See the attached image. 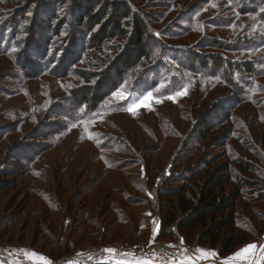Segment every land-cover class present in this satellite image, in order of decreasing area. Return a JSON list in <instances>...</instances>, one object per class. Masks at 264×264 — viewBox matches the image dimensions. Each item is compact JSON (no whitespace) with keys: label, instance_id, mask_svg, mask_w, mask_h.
Segmentation results:
<instances>
[{"label":"rangeland","instance_id":"obj_1","mask_svg":"<svg viewBox=\"0 0 264 264\" xmlns=\"http://www.w3.org/2000/svg\"><path fill=\"white\" fill-rule=\"evenodd\" d=\"M32 1L0 0V42L15 37L11 50L15 58L27 49L24 32L33 34L44 16ZM128 1L144 13L169 49L205 56L221 53L231 61L252 62L257 72L237 92L228 84L224 69H179L174 52H168L151 75L137 84H121L91 111L92 120H87L82 136L80 128L70 130L72 123L59 110L63 104L70 107L72 79H26L14 56H0V168L4 169L0 172V264H45V260L48 264H179L185 257L191 258L190 264H222L226 260L217 254L197 259L196 250L202 247L193 243L197 231L186 233L187 242L182 233L157 238L159 217L165 215L168 200L160 187L170 174L214 169L239 158L251 163L250 169L264 170V27L256 15L236 11V0ZM55 10L61 15L60 8ZM212 41L233 46L222 51L211 46ZM118 90L127 98L114 96ZM182 90L186 95L167 99ZM148 92L152 99L140 105ZM222 103L228 106L222 122L203 137L195 135L204 115ZM134 104L140 105L135 114L128 110ZM47 130L63 131L48 136ZM20 141H32L40 152L32 160L18 156L22 164L15 168L26 170L9 173L5 169L17 158L13 145ZM245 175L256 182L243 191L237 209L243 222L237 228L247 231L251 240L262 238L248 243L257 247L245 259L229 264L263 262V186L258 174ZM203 178L188 181L190 192ZM180 181H171V186ZM137 200L140 204H130ZM109 248L114 252L104 251Z\"/></svg>","mask_w":264,"mask_h":264},{"label":"trees","instance_id":"obj_2","mask_svg":"<svg viewBox=\"0 0 264 264\" xmlns=\"http://www.w3.org/2000/svg\"><path fill=\"white\" fill-rule=\"evenodd\" d=\"M32 2L34 9L43 12L44 16L39 17L33 34L24 32L28 36L27 49L20 51L15 58V54L11 52L15 37L11 40L7 37L3 43L0 42V56H14V63L26 79L40 76L53 80L72 79L75 87L69 93L72 97L70 107L63 104L59 110L62 109L60 115L72 123L70 130L80 128L82 136H86L87 120H92L91 111L111 98L112 92L121 84H137L151 75L155 70L154 65L168 52H174L179 69L191 70L195 66L209 71L224 69L229 74L228 84L235 87L237 92V88L240 85L247 86V78L257 72L252 62L231 61L221 53L205 56L193 50L185 52L176 48L169 49L165 42H160L144 13L128 0ZM235 4L236 11L256 15L264 27V0H236ZM55 8L62 10L61 15H55ZM109 40H113L111 44L107 43ZM20 43L21 40L19 46ZM210 45L222 51H229L233 46L221 41H212ZM28 50L29 53L24 54ZM238 80L243 83H237ZM225 105L226 103H222L205 114L195 135L203 137L213 132L226 116L228 106ZM48 130V136H56L63 131ZM39 138H43V135ZM42 145L47 147V141L42 142ZM34 148L36 145L32 141L14 144L13 155L17 158L14 165L5 170L9 173L26 170L15 168L22 164L18 156L32 160L40 152ZM214 164L215 162L211 163ZM231 165H216L214 169L207 166L206 169L187 171V174L168 175L165 185L160 187L168 200L163 208L165 215L159 217L157 238L164 234L175 238V235L182 233L187 242L186 233L193 235L197 231L193 243L216 250L220 257L229 256L248 243L262 238L251 240L253 238L247 231L238 230L237 226L243 221L237 218V209L244 189L250 190L249 186L253 187V182H256L245 174H258V184L263 186L260 193L264 199V170L250 169L252 164L241 158L234 159ZM3 170L0 168V172ZM200 175L204 178L198 189L190 192L188 181ZM177 180H181V183L171 186V181ZM140 202L137 200L130 204ZM246 220L250 218L246 216Z\"/></svg>","mask_w":264,"mask_h":264},{"label":"snow or ice","instance_id":"obj_3","mask_svg":"<svg viewBox=\"0 0 264 264\" xmlns=\"http://www.w3.org/2000/svg\"><path fill=\"white\" fill-rule=\"evenodd\" d=\"M164 87H165V85H163V84L160 85V88H164ZM113 95L116 97H119L122 100L127 98L126 94L122 90H118L117 92H114ZM182 95H186V91L182 90V91L175 92L174 95L167 96V99L175 101L176 97L182 96ZM152 97H153L152 92H148V93L144 94L142 99H140V105H147L148 102L152 99ZM157 102H159V101H157ZM140 105L134 104L133 106H130V108L128 110L131 111L133 114H135L136 108L139 107ZM256 247H257L256 245H248L245 248L234 253L232 257L226 258V260L224 262H222V264H229V261L234 260V259H238V258L239 259H245L246 254L251 253V251L253 249H255ZM260 247H261V251L264 252V246H260ZM104 251L109 252V253L114 252V250L111 248L105 249ZM196 252L199 253V256L197 257V259H206V258H211V257L215 256V253L205 252L202 249H197ZM25 255H27L29 257H35L36 256L35 253H25ZM39 259L44 260L43 257H39ZM261 259H264V256H262ZM190 261H191L190 257H185L184 259H181L179 261V264H190ZM45 264H48V262L46 260H45ZM145 264H148V262H145Z\"/></svg>","mask_w":264,"mask_h":264},{"label":"crops","instance_id":"obj_4","mask_svg":"<svg viewBox=\"0 0 264 264\" xmlns=\"http://www.w3.org/2000/svg\"><path fill=\"white\" fill-rule=\"evenodd\" d=\"M158 228H159V226L157 227V229H158ZM248 245H255V244H254V243H252V244H247V245L241 247L240 249H238L237 251H235L234 253L238 252L239 250L245 248V247L248 246ZM198 249H202V250H204L205 252H214V253L216 252V250L209 249V248H206V247H198ZM234 253H233V254H234ZM215 254H217V252H216ZM233 254H231V255H229V256H226V257H220L218 254H217V255H218L220 258L225 259V258H227V257L233 256ZM124 264H145V262H142V261H131V262L126 261V262H124ZM260 264H264V263H263V262H260Z\"/></svg>","mask_w":264,"mask_h":264}]
</instances>
